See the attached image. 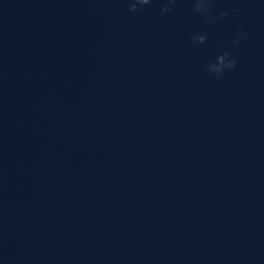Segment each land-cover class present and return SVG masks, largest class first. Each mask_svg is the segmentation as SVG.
<instances>
[{"label": "water", "instance_id": "1", "mask_svg": "<svg viewBox=\"0 0 264 264\" xmlns=\"http://www.w3.org/2000/svg\"><path fill=\"white\" fill-rule=\"evenodd\" d=\"M161 7L0 0V264H264V0Z\"/></svg>", "mask_w": 264, "mask_h": 264}, {"label": "clouds", "instance_id": "2", "mask_svg": "<svg viewBox=\"0 0 264 264\" xmlns=\"http://www.w3.org/2000/svg\"><path fill=\"white\" fill-rule=\"evenodd\" d=\"M128 4V11L131 13H136L142 11L146 6L150 5L153 0H125ZM162 7L160 14L164 15L172 11L177 0H161ZM214 0H193L194 8L193 10L203 16L207 23L214 24L218 19H223L228 16V12H221L219 16L212 14V5ZM233 11L238 12L239 9H234ZM247 35L242 30L239 31L233 40L234 45L240 44L242 41L247 40ZM191 40L195 44H204L207 40L206 34L193 35ZM237 65V60L228 51L218 54L214 61H209L203 65V70L207 72L210 76L216 80H220L227 73L232 71Z\"/></svg>", "mask_w": 264, "mask_h": 264}]
</instances>
